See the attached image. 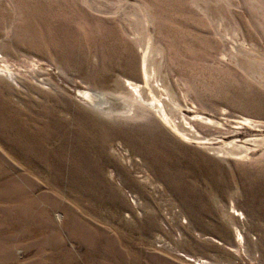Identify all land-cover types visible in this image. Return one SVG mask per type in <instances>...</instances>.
Instances as JSON below:
<instances>
[{"label":"rangeland","instance_id":"obj_1","mask_svg":"<svg viewBox=\"0 0 264 264\" xmlns=\"http://www.w3.org/2000/svg\"><path fill=\"white\" fill-rule=\"evenodd\" d=\"M146 50L213 147L264 137L235 124L264 122V0H0V264H264V148L219 157L146 113Z\"/></svg>","mask_w":264,"mask_h":264},{"label":"bare ground","instance_id":"obj_2","mask_svg":"<svg viewBox=\"0 0 264 264\" xmlns=\"http://www.w3.org/2000/svg\"><path fill=\"white\" fill-rule=\"evenodd\" d=\"M149 52L150 51L148 50L144 51L142 58V68H141L142 83L134 82L132 79H127L128 88L131 90V93L133 95L135 94L137 98L140 99L142 102L149 101V103L147 104L148 107L144 109L146 113L150 114V108L153 109L158 114L161 121L166 125H168L172 131L180 135L185 141L193 142L208 147L210 150L215 151L219 155V157H233L235 159L242 160L250 157L254 149L264 148V137H262L260 140H254L252 138L237 137V136L233 137L228 141H224L223 137H219L221 138L220 145L213 147L211 145L212 143H210L211 139L197 135L196 129L192 127L190 122L185 118L184 114L182 113L180 105L174 103L173 100L172 102L179 111L180 116L175 118L172 114H170L171 111L169 112L167 111L166 109L167 106L164 99L165 97L166 98L170 97L166 89L164 90L165 97L162 98L161 96L157 95V91L154 89V87L150 86L149 81L151 77V71L149 68V55H150ZM0 72L7 79H11L15 81L14 73L7 66H5L4 68H0ZM146 86L149 88L148 92L151 95L150 96L151 98H147V99L144 97V93L146 92L145 91ZM86 96L89 97V94L86 93ZM89 98L95 103L98 110L107 111L109 113L117 111L121 115L135 114L134 105L130 102L124 101L126 107L124 106L123 110H119V108L117 107H112L109 105L106 106L104 105V103H101L100 101H96L91 97ZM103 98L106 99L107 97L103 96ZM194 118L201 119L206 124L222 126V124L218 120H215L212 117L202 116L199 113H195ZM235 121H236L235 122L236 126H238L241 129L242 126H245L253 130H257L261 127H264L263 121L253 119L250 117H241ZM237 235L239 237V241L241 242L243 240L242 235L240 234V232H238ZM199 264H209V263L207 261H203V262H199Z\"/></svg>","mask_w":264,"mask_h":264}]
</instances>
